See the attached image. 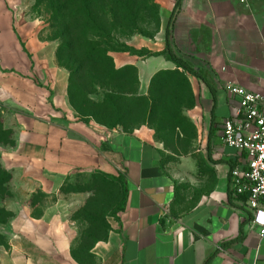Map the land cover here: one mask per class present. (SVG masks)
<instances>
[{
    "label": "crops",
    "instance_id": "0c3cea01",
    "mask_svg": "<svg viewBox=\"0 0 264 264\" xmlns=\"http://www.w3.org/2000/svg\"><path fill=\"white\" fill-rule=\"evenodd\" d=\"M154 2L160 30L129 43L153 56L112 54L117 70L137 69L145 91L157 73L177 69L162 53L178 0ZM13 7L14 0H0V105L16 129L4 169L27 193L94 173L120 179L125 194L108 232L91 245L51 209L20 216L0 246V264H264V238L244 199L232 193L231 171L242 156L219 139L231 111L217 85L234 82L264 96V0H182L169 41L202 76H187L194 96L187 114L203 146L201 161L187 159L177 170L167 167L149 128L124 132L76 117L56 47ZM183 188L197 197L188 207Z\"/></svg>",
    "mask_w": 264,
    "mask_h": 264
},
{
    "label": "rangeland",
    "instance_id": "374dc122",
    "mask_svg": "<svg viewBox=\"0 0 264 264\" xmlns=\"http://www.w3.org/2000/svg\"><path fill=\"white\" fill-rule=\"evenodd\" d=\"M60 1L14 0L13 7V11L21 19L36 24L42 38L53 44L57 51L61 45V37H67L61 22L63 15L56 10ZM118 1L120 0H98L99 5L104 6L106 11ZM131 2L134 9L132 17H125L117 11H114L115 14L112 16L105 11L106 14L99 15L98 18L103 25L104 33L106 36L109 35L108 40L119 42L120 47L135 49L129 45L130 41L134 37L153 38L161 28V21L154 0H131ZM74 35L79 37L81 33ZM139 53L144 54L145 51ZM150 66H153L152 62ZM105 70L109 69L105 68ZM125 75L127 73L114 77L113 83L124 87L125 83L118 79H124ZM135 78L134 73L125 78L124 81L128 83L127 89L136 91L138 96H147L149 89L143 90L140 83L138 85L135 83ZM175 80L180 81V79ZM182 83L178 101L184 108L175 119V124H170L169 120H162L160 116L150 117L137 97H132L122 104L123 112L117 113L109 108L110 105L104 103L106 92L97 88L91 91L86 109L95 113L101 123L124 132H133L142 127L149 128L153 132L155 144L163 151L167 167L177 170L187 159L194 160L198 157V161H201L203 146V133L197 129L187 114V109L193 107V99L185 81ZM75 115L82 120L94 121L76 112ZM15 134L13 114L4 104L0 105V221L3 222L0 225V233L10 234L21 220L20 216L24 214L38 217L51 209L66 224L74 228L83 245H91L103 238L123 203L122 181L103 174L77 173L62 181L58 187L51 186V189H48L50 192L38 190L27 193L16 184L12 174L5 175L2 164V155L13 143ZM180 197L189 199L185 202L186 207L197 200L196 194L189 188H183Z\"/></svg>",
    "mask_w": 264,
    "mask_h": 264
},
{
    "label": "trees",
    "instance_id": "16d2710c",
    "mask_svg": "<svg viewBox=\"0 0 264 264\" xmlns=\"http://www.w3.org/2000/svg\"><path fill=\"white\" fill-rule=\"evenodd\" d=\"M126 1V3H123L121 0L113 3V6L107 11L104 6L99 5L98 0H61L58 3L56 10L63 15V21L61 22L65 28V35L67 37H61V45L57 51V61L59 66L67 70L70 74L69 96L72 108L82 117L94 119L96 123L109 129L116 128L101 123L95 113L86 109V103L90 98L91 91L97 88L106 92L104 103L110 105L109 108L117 113L123 112L121 108L122 104L129 101L132 97H137L139 99L138 101L143 103L150 117L160 116L163 118L162 120H169L170 124H175V119L181 114L182 108H184L178 101L179 91L183 87L182 82L185 81L190 90L191 98L194 100L187 76L194 75L202 77L200 73L194 71L186 62L175 55L169 41V33L177 12L181 8L182 0H178L170 19L167 27V48L162 53L168 61L173 62L177 66V69L157 73L151 81L147 96H138L136 91L127 89L128 83L124 80L131 73L135 74V83L137 85L140 83L138 71L134 67L117 70L114 66L112 54L124 52L137 56L153 55L141 54L139 53L140 51L130 47H120L117 41L108 40L107 37L109 38V35L106 36L104 33L105 30L98 18L105 11L112 16L115 14L114 11H117L125 17H132L134 10L132 2L131 0ZM156 8L159 17L157 5ZM111 29L113 30V27ZM78 32L81 33L79 37L74 35ZM115 43L117 44L116 46ZM105 68L109 70L106 71ZM125 73L128 76L125 75L123 76L124 79H118L125 83L123 85L124 87H119L113 83L114 77ZM175 79H180V81L176 82ZM4 173L6 176L11 175L6 169ZM2 223L0 221V225ZM6 236L7 234L2 235L0 233V246L5 245Z\"/></svg>",
    "mask_w": 264,
    "mask_h": 264
},
{
    "label": "built area",
    "instance_id": "2783aa9c",
    "mask_svg": "<svg viewBox=\"0 0 264 264\" xmlns=\"http://www.w3.org/2000/svg\"><path fill=\"white\" fill-rule=\"evenodd\" d=\"M217 85L227 93L231 111L222 123L219 139L242 156L231 171L232 193L244 199L252 212V227L264 238V96L234 82L218 80Z\"/></svg>",
    "mask_w": 264,
    "mask_h": 264
}]
</instances>
